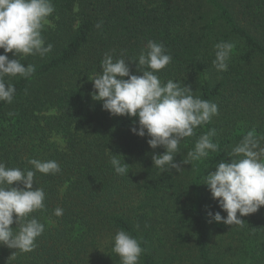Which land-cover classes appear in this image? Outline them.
I'll return each instance as SVG.
<instances>
[{"label": "trees", "instance_id": "16d2710c", "mask_svg": "<svg viewBox=\"0 0 264 264\" xmlns=\"http://www.w3.org/2000/svg\"><path fill=\"white\" fill-rule=\"evenodd\" d=\"M52 3L55 11L43 31L52 52L23 58L35 73L12 78L13 102H0V162L25 170L31 169L29 159L55 160L61 172L34 178L33 187L45 192L44 209L31 214L45 226L35 249L13 255L16 250L0 246V264H120L110 243L119 230L140 242L139 264H217L207 210L220 209L203 175L227 161L247 132L264 137V0ZM149 40L162 43L172 57L157 73L162 84L172 80L218 105L219 114L181 142L175 162L181 164L211 129L218 150L181 164L179 173L153 167L152 156L165 149H151L147 136L131 132L135 120L111 116L91 97V79L106 52L138 62ZM219 42L234 45L225 72L212 63ZM129 67L139 74L135 63ZM112 154L129 165V174L115 173ZM57 207L64 210L61 217L54 215ZM241 219L242 225L214 229L228 239L220 251L231 264H264V207Z\"/></svg>", "mask_w": 264, "mask_h": 264}, {"label": "clouds", "instance_id": "9594fccd", "mask_svg": "<svg viewBox=\"0 0 264 264\" xmlns=\"http://www.w3.org/2000/svg\"><path fill=\"white\" fill-rule=\"evenodd\" d=\"M55 11L52 0H0V102L11 104L15 96L12 78L29 79L36 71L33 64L21 60L27 56L44 58L53 50L52 44L45 46L43 31L50 25L48 17ZM102 26V22L96 25ZM234 45L219 42L214 45L213 67L218 72L228 69V61ZM11 53L14 58L9 59ZM172 57L164 45L152 40L142 49L138 62L126 60L121 55L115 59L106 52L100 63V71L91 79L94 101L102 102V109L114 117H127L137 122L131 132L141 138L148 137L147 144L153 150L162 147V154L152 156L153 167L161 172L174 169L183 171L181 164H191L218 150L213 142L215 129L199 136L194 150L188 151L181 164L175 162L180 152L179 145L194 135L197 127L209 123L217 116L218 105L196 96L185 85L167 81L162 84L157 75L171 63ZM129 63L136 64L132 74ZM5 77L9 78L6 81ZM127 78V79H125ZM12 115V113H9ZM255 130L247 132L227 153L229 159L215 165V171L203 175L211 197L220 211L207 210L208 223L242 225L241 217L254 214L264 207V147ZM112 154L110 163L117 175L128 173L129 165ZM31 169L6 167L0 162V246L21 253L35 249L37 238L44 230L32 213L43 210L45 192L33 187L37 173L55 175L61 172L55 160L29 159ZM16 185V187H13ZM64 210L57 207L56 217ZM221 212L226 213L222 215ZM239 214V216H238ZM15 217V219H14ZM13 224L15 228L11 227ZM112 252L120 258V264H139L143 253L140 242L127 231L119 230L111 240Z\"/></svg>", "mask_w": 264, "mask_h": 264}, {"label": "rangeland", "instance_id": "374dc122", "mask_svg": "<svg viewBox=\"0 0 264 264\" xmlns=\"http://www.w3.org/2000/svg\"><path fill=\"white\" fill-rule=\"evenodd\" d=\"M55 140L63 145L64 144V139L61 137H55ZM212 228H211V239H210V244H211V248H212V256L215 260V262H217V264H231L230 260H229V256H227L226 253H222L220 250V243H225L224 240H228L226 238V235L222 234L221 232H217L214 231L215 228L219 227L220 223H215L213 222L212 224ZM238 257L236 255H234L233 258V262H237L238 261Z\"/></svg>", "mask_w": 264, "mask_h": 264}]
</instances>
